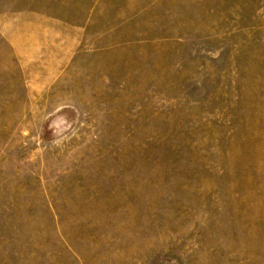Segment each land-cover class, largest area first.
<instances>
[{
    "label": "rangeland",
    "instance_id": "374dc122",
    "mask_svg": "<svg viewBox=\"0 0 264 264\" xmlns=\"http://www.w3.org/2000/svg\"><path fill=\"white\" fill-rule=\"evenodd\" d=\"M0 264H264V0H0Z\"/></svg>",
    "mask_w": 264,
    "mask_h": 264
},
{
    "label": "crops",
    "instance_id": "0c3cea01",
    "mask_svg": "<svg viewBox=\"0 0 264 264\" xmlns=\"http://www.w3.org/2000/svg\"><path fill=\"white\" fill-rule=\"evenodd\" d=\"M80 26H82V25H80Z\"/></svg>",
    "mask_w": 264,
    "mask_h": 264
}]
</instances>
